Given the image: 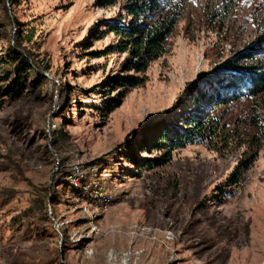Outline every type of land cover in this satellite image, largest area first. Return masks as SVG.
I'll return each mask as SVG.
<instances>
[{
  "label": "rangeland",
  "instance_id": "1",
  "mask_svg": "<svg viewBox=\"0 0 264 264\" xmlns=\"http://www.w3.org/2000/svg\"><path fill=\"white\" fill-rule=\"evenodd\" d=\"M180 1L7 0L9 22L0 9V56L20 29L43 76L0 99V264H264V143L232 182L250 161L253 116L264 125V97L224 109L235 140L145 166L167 152L149 145L159 123L194 109L191 85L233 58L247 67L261 57L264 0H188L145 72L128 70L130 53L109 54L122 38L106 26H135L133 3L157 5L141 19L151 22ZM128 76L141 85L112 89ZM108 101L121 105L106 115ZM52 186L54 201H43L37 189Z\"/></svg>",
  "mask_w": 264,
  "mask_h": 264
},
{
  "label": "trees",
  "instance_id": "2",
  "mask_svg": "<svg viewBox=\"0 0 264 264\" xmlns=\"http://www.w3.org/2000/svg\"><path fill=\"white\" fill-rule=\"evenodd\" d=\"M7 0H0V9L6 15ZM188 0H181L178 5L171 4L168 13L165 16L157 18L151 22H143L148 13L154 14L157 5L150 2L148 4L139 2L133 3L130 12L136 18L135 26L129 28H121L120 26L108 23L107 28L117 37L122 38L119 45L112 48L109 54L125 53L131 54L136 61L128 64L129 71L136 73L145 72L148 65L157 60L165 52V43L172 35L174 26L178 18L183 13V8ZM7 16V15H6ZM8 21V16L5 18ZM9 22V21H8ZM6 23L0 19V27H6ZM12 44H7L4 49V56H0V99L7 97L9 99L19 98L24 87L28 83V78L32 73L42 76L41 70L33 64V54L24 47V37L20 29L14 30ZM254 46L259 50L260 58H253V64L247 67H240L238 58L231 59L223 68L215 71L211 76L204 78L191 85V101L194 103V109L179 108L183 112L178 114L177 119L181 123L178 125L177 119H163L159 123L162 127L161 131L155 136L149 145L154 151L167 152L158 160H148L145 163L146 168L159 166L165 157H168L172 151L186 146H194L195 144L205 143L217 140L219 143H228L226 138H230L228 130L223 128L222 120L224 118V109L231 104L251 100H258L264 97V32ZM253 57V54L247 55ZM246 56V57H247ZM38 81L30 80L29 84H37ZM141 85V80L128 76L126 78H117L114 81L112 89L117 90L121 87L133 89ZM104 112L109 115L113 110L118 108L121 103L116 101H108L105 103ZM199 106V108H198ZM193 109V110H192ZM260 118H252L250 131L248 132V140L242 143L246 146L250 161H241L233 172L232 182H240L245 172L251 167V164L259 155L264 143V125L260 123ZM231 133H233L231 131ZM237 138H242L238 133ZM231 139V138H230ZM231 140H235L232 138ZM164 152V151H163ZM130 161L135 162L132 153H127ZM38 194L43 201H54L55 191L52 186L48 189H37Z\"/></svg>",
  "mask_w": 264,
  "mask_h": 264
},
{
  "label": "built area",
  "instance_id": "3",
  "mask_svg": "<svg viewBox=\"0 0 264 264\" xmlns=\"http://www.w3.org/2000/svg\"><path fill=\"white\" fill-rule=\"evenodd\" d=\"M87 189H85L86 191ZM95 197L98 199V202L101 206L105 207L109 204L110 198L107 195H104L103 191L101 188L96 189L93 191Z\"/></svg>",
  "mask_w": 264,
  "mask_h": 264
}]
</instances>
